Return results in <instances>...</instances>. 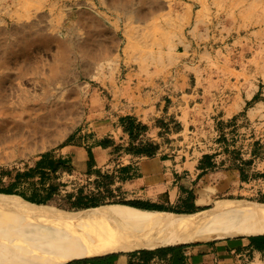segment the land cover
Wrapping results in <instances>:
<instances>
[{"label":"rangeland","instance_id":"rangeland-1","mask_svg":"<svg viewBox=\"0 0 264 264\" xmlns=\"http://www.w3.org/2000/svg\"><path fill=\"white\" fill-rule=\"evenodd\" d=\"M0 68L1 187L11 184L24 198L43 194L48 177L25 174L51 152L68 170L55 174L59 192L40 206L66 211L58 207L78 190L107 205L131 201V176H121L120 166L128 165L129 141L115 145L99 123L119 124L123 116L111 103L130 104L176 83L187 92L195 86L190 111L199 124L164 135L168 154L208 155L218 169L246 178L233 194L197 208L224 200L264 204V0H0ZM105 141L106 159L95 150ZM86 150L95 161L89 172ZM0 200V239L33 236V225L16 212L34 204ZM162 207L187 209L183 202ZM244 259L264 264V255Z\"/></svg>","mask_w":264,"mask_h":264},{"label":"crops","instance_id":"crops-1","mask_svg":"<svg viewBox=\"0 0 264 264\" xmlns=\"http://www.w3.org/2000/svg\"><path fill=\"white\" fill-rule=\"evenodd\" d=\"M171 86L172 89L155 86L148 96L132 101L130 104L122 101L110 104V109L114 114H117V110L119 117L130 116L135 119L136 123L147 127L139 136L141 143L150 142L158 146L155 154L151 157L123 153V156L128 160V165H120L122 172L125 171V174L121 176H131V179L126 182L129 190L135 193L134 196L128 198L131 201L147 202L161 207L174 206L181 204L190 193L194 196L192 202L195 207L207 206L219 196L233 194L245 181L240 179L239 173L218 169V162L215 159L212 160L215 167L211 169L200 166L201 155L199 154L197 156L191 153V155L183 157L178 154L180 152L178 148L172 149L168 154L169 149L165 148L167 145L164 144V135L168 136L170 133L176 136L183 133L185 129L189 131L193 123L199 124L197 113L190 111L192 101L189 97H194L196 94L195 86L188 92L182 89L181 84L177 86L175 83ZM165 91H167V95L162 96ZM183 96L187 98H183ZM252 99L251 96L244 102V105L251 103ZM194 105H200V102H194ZM186 108L189 111L184 116ZM107 115L103 114L104 117ZM201 117L203 125L205 116ZM167 122L176 123L179 130L166 129ZM99 125V129L109 134L106 139L118 141L115 145L128 140V136L123 133L120 124L115 123L112 127L104 121ZM127 144L125 143V145ZM107 149L100 145L95 148L105 159ZM162 209L164 208L162 207ZM180 246L185 245L112 253L73 260L65 264L74 261H82L77 264H245L246 253H250L253 260L260 259L264 255V250H257L251 246L247 237L218 239L184 248H179ZM140 251H145V254H140Z\"/></svg>","mask_w":264,"mask_h":264},{"label":"bare ground","instance_id":"bare-ground-1","mask_svg":"<svg viewBox=\"0 0 264 264\" xmlns=\"http://www.w3.org/2000/svg\"><path fill=\"white\" fill-rule=\"evenodd\" d=\"M2 77L0 73V82ZM3 198L19 203L0 194V199ZM19 206L22 207L16 212L17 217L33 225L35 230L30 232L34 235L20 240L0 239V264H65L139 249L264 235V204L243 200L219 201L210 209L190 214L115 204L98 205L81 212L40 205ZM45 225L49 229L43 228Z\"/></svg>","mask_w":264,"mask_h":264},{"label":"trees","instance_id":"trees-1","mask_svg":"<svg viewBox=\"0 0 264 264\" xmlns=\"http://www.w3.org/2000/svg\"><path fill=\"white\" fill-rule=\"evenodd\" d=\"M255 100L253 97L252 101ZM119 124L122 127L123 133L128 136V145L124 148V153L133 156H145L151 157L155 154L158 146L154 145L153 143L146 142L141 143L139 141V136L143 133L147 127L141 125L140 123H136L135 119L130 116H124L119 119ZM102 148L108 147V142L105 141L104 144H100ZM87 154V161L86 167L88 172L94 166V157L90 150H86ZM200 166L203 168H213L215 164H213L211 156L204 155L201 157ZM68 170V166L61 158H55V156L49 152L44 155H41L39 160L36 161L34 169L30 170L25 176H30V174H37L40 176L41 179L44 177H48L51 181L50 184L43 189V194H33L29 198H24L23 196L16 194L13 192L11 184L8 187L0 186V194L11 196L21 202L30 203L34 205H46L48 201H50L55 195L58 194L59 188L61 184L57 182V177L55 174L59 171ZM122 171V170H121ZM124 171V170H123ZM240 179L245 181L246 178L243 176V172L239 171ZM20 175H17L19 178ZM186 200H193L192 194H187ZM186 200L183 201L184 206L187 208L186 210L179 211V210H171V209H162L161 206L156 204H150L147 202L141 201H126V202H113L125 206H129L132 208H137L140 210H147V211H165L171 212L176 214H190L196 211L203 210L201 208H197L193 205V203H189ZM262 200L264 202V195L262 196ZM105 201L102 197L96 194H83L82 190H78L75 194H67L65 196L64 205H60L58 208L70 211V212H81L83 210H87L90 208H95L99 206H103ZM247 240L250 242V245L253 246L257 250H264V236H256V237H247ZM198 244H190L185 246H180L179 248H184L188 246H194ZM140 254H145V251H140ZM82 261H74L70 264H77Z\"/></svg>","mask_w":264,"mask_h":264}]
</instances>
